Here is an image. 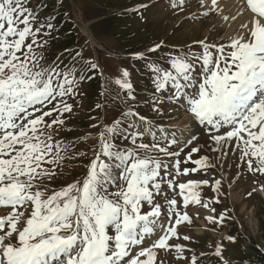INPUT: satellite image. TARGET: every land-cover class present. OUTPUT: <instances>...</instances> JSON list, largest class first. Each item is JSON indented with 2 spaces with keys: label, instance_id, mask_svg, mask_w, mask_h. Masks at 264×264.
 Wrapping results in <instances>:
<instances>
[{
  "label": "snow or ice",
  "instance_id": "6c2138e0",
  "mask_svg": "<svg viewBox=\"0 0 264 264\" xmlns=\"http://www.w3.org/2000/svg\"><path fill=\"white\" fill-rule=\"evenodd\" d=\"M30 3L31 0H0V206H10L12 210L0 218V230L10 226V231L0 235V264H155L156 249L174 247L177 253L183 252L182 246L168 244L170 237L178 238L172 219L178 217L175 224L179 225L190 218L177 210L175 198L165 195L168 223L160 221L161 206L154 197L161 195L162 183L167 182L173 190L177 184L174 178L168 179L173 175L168 165L150 154L158 151L165 157H178V151H169V145H177V136L183 135L178 129L171 131L170 140L169 129H158L166 134L161 137V145L155 139L156 126L129 109L99 134V153L87 166L82 182L76 181L50 195L38 183L58 175L55 170L41 169L42 163L58 165L64 159L54 151L60 145L53 142L52 133L46 129L65 124L62 117L73 108L68 99L75 98L85 73L97 70L98 65L80 63L79 52L70 53L72 62L63 69L56 64L42 65L43 55L37 54L34 45L42 46L38 36L51 35L53 17L47 16L41 22L39 13L28 7ZM211 3L215 6L217 0ZM246 8L250 10L248 20L241 25L245 31L230 38V43L200 40L195 42L199 55L195 49L181 48L165 58L168 67L153 63L150 71L155 93L151 102L153 111L162 114L159 105L164 100L157 94L167 92L169 103L183 104L184 112L209 127L217 151L235 140L241 159L248 158L245 163L249 171H253L252 157H258L255 171L264 174V0H246ZM28 40L31 42L26 43ZM161 47L156 44L147 52H136L134 58L146 59ZM122 76L128 78L130 73L125 69ZM116 82L131 94L132 85L127 79ZM189 88L194 91L189 93ZM45 117H51V123H46ZM125 120L131 131L124 139L130 136L143 155L114 143ZM145 133L152 137L151 145L137 144ZM61 151L67 153V146ZM192 151L199 152V148ZM206 162L207 157L194 161L196 165ZM179 164L177 159L176 176L196 171L186 168L181 173ZM208 183L190 180L178 184L185 207L190 199L184 195L185 190ZM216 185L218 188L219 180ZM109 186L116 190L109 192ZM193 202L200 201L193 197ZM144 205L151 210L142 212ZM18 208L24 211L18 212ZM29 209L26 223L19 229L18 223ZM208 219L215 221L214 217ZM13 233L18 237L15 244L11 242ZM152 237L151 244L145 245L146 238ZM229 240L235 242V237ZM216 255L222 253L217 251ZM191 264H196L195 258Z\"/></svg>",
  "mask_w": 264,
  "mask_h": 264
},
{
  "label": "rangeland",
  "instance_id": "374dc122",
  "mask_svg": "<svg viewBox=\"0 0 264 264\" xmlns=\"http://www.w3.org/2000/svg\"><path fill=\"white\" fill-rule=\"evenodd\" d=\"M28 7L39 13L41 22L47 16L53 17L51 35L38 36V43L42 46L34 45L37 54L43 55L42 65L56 64L63 69L72 62L70 53L76 52L81 54L80 63L98 65L97 70L85 73V79L77 86L75 98L68 99L73 108L71 113L62 117L65 124L46 129L52 133L53 142L60 145L54 151H59L64 159L58 165L42 163L41 169L58 173L54 180L38 181L46 189L45 194L50 195L76 181L82 182L88 172L87 166L99 153V134L131 109L156 126L155 139L161 145V137L166 134L158 129H169V140L171 131L178 129L183 133L177 136V145H169V151L179 152L178 157H165L158 151L150 153L168 165L173 174L168 179L174 178L177 184L173 190L167 182L162 183L161 195L154 197L161 206L160 221L168 223L165 195L168 199L175 198L177 210L181 215L187 213L190 218L179 225L175 224L178 217L172 219L178 238L170 237L168 244L180 245L184 251L177 253L174 247L156 249L155 264H191L193 258L196 264H264L258 259L260 252L264 254V194L259 192L264 187V174L255 171L259 158L252 157L253 171H249L245 163L248 158L241 159L242 152L235 146V140L217 151L218 146L211 140L209 127L184 112L183 104L169 103L167 92L157 94L164 100L159 105L162 114L153 111L151 102L155 93L153 73L150 71L153 63L168 67L165 58L181 48L195 49L199 55L200 49L195 42L200 40L230 43L228 35L231 34H228L227 25L219 23L220 13L214 5H202L201 0H31ZM240 30L239 27L232 36L243 32ZM45 40L46 45L43 44ZM156 44L162 45L158 52L150 53L143 60L134 58L136 52H147ZM125 69L130 73L128 78L122 76ZM124 79L132 85L131 94L116 82ZM187 91L191 93L194 89ZM130 95L135 99H131ZM51 119L45 117V122L51 123ZM120 127L121 132L116 135L114 143L139 152L131 143L130 136L124 139L131 131L128 130V121L125 120ZM152 142L148 133L137 140V144L151 145ZM65 146L67 153L61 151ZM195 148H199V152H193ZM77 153L86 155L78 156ZM139 154L143 155L142 152ZM189 154L191 160H188ZM205 157L206 165L194 163ZM101 159L107 162V158L101 156ZM177 159L180 160L181 173L186 168L196 171L176 176L174 165ZM115 172L119 174V171ZM163 174L161 170V176ZM225 175L229 176L227 181ZM190 180H208L209 183L186 189L184 195H189L190 199L185 207L178 184ZM217 180L220 181L218 188ZM115 190L116 187L109 186V192ZM193 197L200 202L194 203ZM205 204L207 208L203 206ZM30 210L24 212L18 223L19 229L25 225V217ZM150 210L147 205L142 208V212ZM11 211L10 206H0V218L10 215ZM17 211L24 209L18 208ZM209 213L213 214L214 222L209 221ZM7 231H10L8 225L0 230V235ZM185 236L189 239H184ZM229 237H235V242H230ZM17 238V234L13 233L11 242L15 244ZM153 239L146 238L145 245H150ZM217 251L222 255L217 256Z\"/></svg>",
  "mask_w": 264,
  "mask_h": 264
},
{
  "label": "bare ground",
  "instance_id": "6f19581e",
  "mask_svg": "<svg viewBox=\"0 0 264 264\" xmlns=\"http://www.w3.org/2000/svg\"><path fill=\"white\" fill-rule=\"evenodd\" d=\"M204 4L211 7V0H204ZM214 7L220 13L219 23L227 25L225 27L228 29V34H231L228 36L231 38L236 37L232 35L239 27L245 31L241 25L247 22L250 11L246 8V0H217V4ZM259 192L264 194V187L259 189ZM207 215L208 217H213L212 213Z\"/></svg>",
  "mask_w": 264,
  "mask_h": 264
},
{
  "label": "trees",
  "instance_id": "16d2710c",
  "mask_svg": "<svg viewBox=\"0 0 264 264\" xmlns=\"http://www.w3.org/2000/svg\"><path fill=\"white\" fill-rule=\"evenodd\" d=\"M264 232V229H263ZM258 259L264 262V255L260 252Z\"/></svg>",
  "mask_w": 264,
  "mask_h": 264
}]
</instances>
